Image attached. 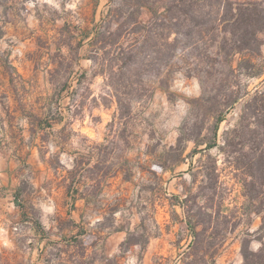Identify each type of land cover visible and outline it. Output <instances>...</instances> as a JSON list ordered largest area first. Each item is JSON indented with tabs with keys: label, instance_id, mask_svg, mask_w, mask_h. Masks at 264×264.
I'll list each match as a JSON object with an SVG mask.
<instances>
[{
	"label": "rangeland",
	"instance_id": "1",
	"mask_svg": "<svg viewBox=\"0 0 264 264\" xmlns=\"http://www.w3.org/2000/svg\"><path fill=\"white\" fill-rule=\"evenodd\" d=\"M230 1L244 16L264 8ZM135 4L0 0V264L243 263L244 232L254 239L261 219L238 127L264 79V34L201 62L202 89L182 45L171 70L160 40L127 64L133 22L151 21L144 8L131 17Z\"/></svg>",
	"mask_w": 264,
	"mask_h": 264
},
{
	"label": "trees",
	"instance_id": "2",
	"mask_svg": "<svg viewBox=\"0 0 264 264\" xmlns=\"http://www.w3.org/2000/svg\"><path fill=\"white\" fill-rule=\"evenodd\" d=\"M135 2L131 17L134 18L136 13L144 8L151 15V21L141 24L136 19L133 22L132 33H137L139 37L132 47V53L128 59L126 58L127 64L135 63L138 55L144 53L149 46L155 48L157 40H160L165 51L163 54L165 66L171 70L173 59L180 57L183 60L184 50L189 48L187 59L195 62L194 68L186 61L184 64H187L185 66L188 76L196 75L202 89L204 82L200 77L201 69L198 67L201 62L204 65L213 57L221 56L230 59L242 50H252L263 44L258 35L264 34V8L257 13L244 16V4H236L230 0H155L152 5L147 0ZM156 2L160 3L161 11L155 5ZM109 13H114L116 22H119V17L123 14L120 9ZM127 25L118 23L114 34L120 38ZM200 43L205 49L203 53L200 51L202 48H199ZM181 45L184 50L177 56L176 50ZM212 48L217 49L215 54L210 52L209 49ZM250 75L261 77L263 74ZM244 97L247 98L244 102V119L242 114L238 131L243 133L244 128V147L249 151L244 155V174L254 180L249 183L244 180V187L250 194L248 204L255 208L254 214L260 216L261 224L255 232L254 239L251 233L244 232L241 256L242 264H264V79L252 93H246ZM236 101L237 99L233 102ZM118 106H121V102ZM222 121L223 116L217 119L215 135ZM188 140L192 138L189 137ZM195 143L198 146L205 144L206 149L215 146V142ZM17 193L16 196L20 193L19 189ZM185 219L188 230L197 236L191 218ZM36 226L39 227L37 222ZM252 240H256L260 245L255 251L250 248Z\"/></svg>",
	"mask_w": 264,
	"mask_h": 264
},
{
	"label": "crops",
	"instance_id": "3",
	"mask_svg": "<svg viewBox=\"0 0 264 264\" xmlns=\"http://www.w3.org/2000/svg\"><path fill=\"white\" fill-rule=\"evenodd\" d=\"M38 264H67L66 261H38ZM94 264H97L95 261Z\"/></svg>",
	"mask_w": 264,
	"mask_h": 264
}]
</instances>
